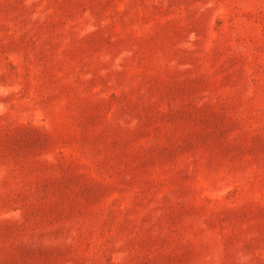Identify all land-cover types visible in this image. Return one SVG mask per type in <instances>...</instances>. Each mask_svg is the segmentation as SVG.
Here are the masks:
<instances>
[{
	"label": "rangeland",
	"instance_id": "374dc122",
	"mask_svg": "<svg viewBox=\"0 0 264 264\" xmlns=\"http://www.w3.org/2000/svg\"><path fill=\"white\" fill-rule=\"evenodd\" d=\"M0 264H264V0H0Z\"/></svg>",
	"mask_w": 264,
	"mask_h": 264
}]
</instances>
